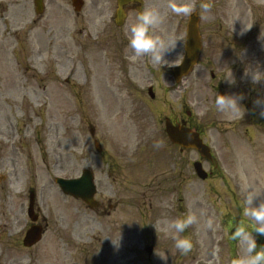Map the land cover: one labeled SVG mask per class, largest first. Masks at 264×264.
Segmentation results:
<instances>
[{
	"label": "rangeland",
	"instance_id": "1",
	"mask_svg": "<svg viewBox=\"0 0 264 264\" xmlns=\"http://www.w3.org/2000/svg\"><path fill=\"white\" fill-rule=\"evenodd\" d=\"M64 1L67 10L45 19L37 16L33 0H0V264H163L156 248L169 256L168 264H198L199 257L219 254L222 244V263L231 264L235 244L219 234L217 225L206 227L205 205L200 210L193 207L198 216L204 215L191 226L194 248L189 254L172 249V239L155 230L157 219L168 215V206L163 207L168 190L181 183L183 155L174 151L165 121L186 120L188 108L195 121L201 118L192 103L199 97L198 82L204 74L208 81L218 67L208 64L207 55L213 57L221 44L229 43L223 36L221 41L218 28H224L223 33L235 28L238 37H250L249 54H257L255 64L264 58V44L258 40L264 29V0H190L199 11L206 45L199 64L181 84L171 68L183 58L189 15L172 13L168 0L144 4L161 14L156 33L177 41L161 65L148 56L131 59L134 53L125 32L139 13L135 8L118 26L111 18L117 8L114 0H85L81 12ZM204 3L210 5L207 11ZM244 26L251 28L241 36ZM227 53L214 61H225ZM184 84L186 95L197 97L188 108L181 104ZM149 86L154 88L153 98ZM257 136H263L258 128ZM157 141L163 146L157 148ZM190 156L193 160L197 153L190 151ZM249 165L264 167V159ZM89 166L95 171L99 209L65 195L55 182L56 176L76 177ZM31 189L37 193L40 221L48 227L43 240L27 248L23 238L31 225ZM122 198V206L109 208L110 200L122 203ZM238 198V216L244 218L240 193ZM194 202L191 199L192 206ZM108 210L113 212L106 215ZM121 232L117 248L113 240ZM147 246L154 247L151 255ZM237 250V256L243 253L239 244Z\"/></svg>",
	"mask_w": 264,
	"mask_h": 264
},
{
	"label": "flooded vegetation",
	"instance_id": "2",
	"mask_svg": "<svg viewBox=\"0 0 264 264\" xmlns=\"http://www.w3.org/2000/svg\"><path fill=\"white\" fill-rule=\"evenodd\" d=\"M114 1L117 2V0ZM64 2L69 4L70 0ZM135 6L136 4L131 3L127 5V8L132 9ZM63 8L67 10V7H64L62 4V0H44L43 16H45V19L47 17L46 15H48V18L51 15L56 16L57 12ZM223 29L220 27L216 32L219 34L221 41H224L223 37H226L229 43L221 44L218 47L220 51L213 53V57L207 55L208 64L212 65L214 62L218 64V67L216 70L211 71L208 81L206 74L200 77L197 89L199 97L198 100L192 102L201 111V118H198V121H195L192 112L188 108L190 100H195L197 97L191 99L190 96L186 95L188 88L185 84L183 86L184 94L181 97V104L184 105L183 107L188 108L186 112L187 119L182 122L198 130L204 141L212 148L213 159L211 160L203 156L201 157L199 152H197L198 161L201 160L203 162L204 167L209 172V177L207 179H201L197 175L194 168L195 158L191 160L190 156V151H194L195 149L182 148L172 144L174 151L177 154L183 155L180 171L178 172L181 183L180 187L174 186L173 188H168V196L165 198L163 204V207L168 206V209H166L168 215L165 218H158L156 222V226L159 229L158 236L160 237L171 239V235L167 232L168 223L179 218V215L181 217L185 216L188 212L186 205L191 204V199H194L193 206L191 204L192 210L194 211L193 207L200 210L201 207L204 208V205L207 206L205 210L206 218H213L215 221L214 228L217 222L223 224L226 231L225 236L231 239L235 228L238 225L247 223V221L241 218L239 219L238 217L240 172L243 171L249 181L255 183L258 187L264 188V167L254 166V169H252L249 165L254 160L261 161L264 159V115L261 114L264 111V105L256 104V100L261 98L258 95L264 99V81L254 85L250 77L247 79L244 78L247 63L251 64L249 65L250 68L253 67L259 70L260 67V70L264 71V58L258 59V64H255L257 60L254 56L256 57L257 54L252 55V52L249 54L250 46H252L250 37H238L236 29L232 32L234 28H226V33L222 32ZM205 45L206 43L204 42ZM238 45H241L242 49L247 50L245 56L247 58L244 60H241L237 56ZM225 52H228L225 54L228 57L225 61H214L216 57L221 58ZM230 67L237 80L235 85H230L224 79H221L224 73L230 70ZM203 70H206V65ZM217 93H243L244 100L241 101L242 107L240 112L232 115L219 113L215 108V96ZM257 128L262 132V137H254V130ZM174 178H176V173H174ZM206 181H209L208 186L205 185ZM162 190L163 188H158L157 191ZM192 193H195V195H191ZM145 195H148V193H145ZM153 195L154 193L148 197L150 204H152ZM173 195L176 196L175 201L170 199ZM121 200L122 203H113L110 200L108 203L109 208L113 211L119 208L124 203V199L122 198ZM113 211L108 210L104 213L110 215ZM219 234H221V231ZM184 235H192L191 227L186 230ZM209 235L213 237L212 231ZM254 235H256L258 240L264 236L259 233H254ZM121 237L122 232L118 234L116 241H119ZM231 241H233L231 244L237 243L236 240L231 239ZM210 254L207 261L216 262L218 259L213 254L211 257ZM230 255L231 258L236 257V254L234 257L232 254ZM197 259L205 263L203 257ZM184 264L186 263L184 262Z\"/></svg>",
	"mask_w": 264,
	"mask_h": 264
},
{
	"label": "clouds",
	"instance_id": "3",
	"mask_svg": "<svg viewBox=\"0 0 264 264\" xmlns=\"http://www.w3.org/2000/svg\"><path fill=\"white\" fill-rule=\"evenodd\" d=\"M168 8L177 16L191 15L194 6L190 0H168ZM202 7L207 11L210 8L208 3ZM162 23V17L155 8H144L135 18V22L130 28L126 29L128 47L133 50L131 59L135 61L138 58L148 56L154 65L165 63V57L174 52L177 41L174 37L169 36L167 39L156 33V28ZM251 26H244L240 30L243 36ZM235 31V28L232 32ZM258 40L264 44V29L260 32ZM246 49L237 51V56L244 60ZM247 63L244 71V78H251L252 83L259 84L264 81V71L249 67ZM221 79H224L230 85L237 83L236 77L230 67ZM244 100V94L217 93L215 96V108L219 113L232 115L241 110V101ZM257 105H264V99L258 98ZM264 115V111L261 112ZM163 141H157L156 147H162ZM240 194L242 196L241 209L242 216L246 219V224L238 225L231 235V239L236 240L243 248V253L233 258L231 264H264V245L258 246V241L254 233L264 234V188L258 187L255 183L248 180L243 171L240 172ZM259 202L257 203V199ZM188 212L185 216L170 221L167 225V232L171 235L173 241L172 249L178 250L181 254L187 255L193 248L194 242L190 236L184 235L193 225L200 223V217L204 215L201 212L198 216L193 210L191 204L186 205ZM206 227L214 229V220L209 217L206 220ZM159 234V229L155 225ZM117 248L120 246V240H113ZM155 255L159 257L163 264H168L169 256L163 251L155 249Z\"/></svg>",
	"mask_w": 264,
	"mask_h": 264
},
{
	"label": "water",
	"instance_id": "4",
	"mask_svg": "<svg viewBox=\"0 0 264 264\" xmlns=\"http://www.w3.org/2000/svg\"><path fill=\"white\" fill-rule=\"evenodd\" d=\"M119 9L116 14V22L118 25H122L125 21L126 12L124 5L134 1L142 3L143 0H118ZM37 12L42 11L41 0H36ZM74 4L77 9H80V4L77 0H74ZM199 15L197 12L191 14L190 20L187 27L186 37V54L183 62L174 67L173 73L177 81L188 75L197 64L203 43L201 40V33L199 29ZM154 96L153 93H151ZM166 131L169 134L173 142L181 144L182 146H189L197 148L202 154L207 157H211L210 148L201 139L198 132L192 130L186 125L178 124L175 125L171 121L166 123ZM97 146L98 143H97ZM196 169L202 177H206V172L202 169L201 163H196ZM57 182L60 184L63 191L67 194L73 195L77 198H82L90 206H94L97 202L94 199L96 193L95 176L90 170H85L79 178L65 179L57 178ZM28 214L32 221L39 219V214L35 210V192L32 191L30 195V203L28 208ZM44 233V228L41 224H33L26 232L23 243L26 247H31L38 243Z\"/></svg>",
	"mask_w": 264,
	"mask_h": 264
}]
</instances>
